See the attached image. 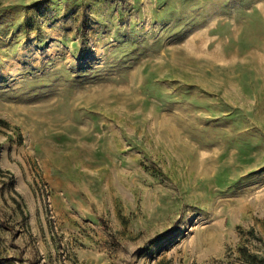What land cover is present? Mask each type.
<instances>
[{"label": "rangeland", "instance_id": "rangeland-1", "mask_svg": "<svg viewBox=\"0 0 264 264\" xmlns=\"http://www.w3.org/2000/svg\"><path fill=\"white\" fill-rule=\"evenodd\" d=\"M5 9L0 264H264V0Z\"/></svg>", "mask_w": 264, "mask_h": 264}, {"label": "trees", "instance_id": "trees-1", "mask_svg": "<svg viewBox=\"0 0 264 264\" xmlns=\"http://www.w3.org/2000/svg\"><path fill=\"white\" fill-rule=\"evenodd\" d=\"M51 3V2H50ZM53 4V3H52ZM7 11V9L1 11V14H5V12ZM17 22L16 20H14L12 27H16L17 26ZM120 45L117 47V51H116V56L118 58H126L129 57L131 55L134 54V51L138 48L139 44L136 40L133 39H128V40H122L120 39ZM94 69H92L90 72L92 73ZM65 72V78L66 80H71V81H75L77 78H81L83 77L81 72H78L77 75H74L71 71H64ZM89 72H85L83 74H86ZM54 75V74H53ZM49 80L46 77H37L35 76L33 78V85H31L30 87L34 90L35 89V94H37L39 91H41L42 89L46 88L49 86V84H47ZM229 182V181H227ZM241 251L243 252V255L246 257H250L251 259L255 260L257 259V255L255 254H248L246 253V249L242 248Z\"/></svg>", "mask_w": 264, "mask_h": 264}]
</instances>
